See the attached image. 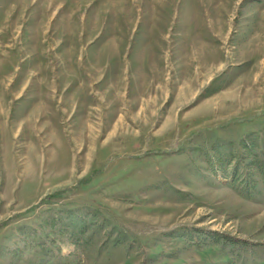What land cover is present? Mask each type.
I'll use <instances>...</instances> for the list:
<instances>
[{"label":"rangeland","instance_id":"obj_1","mask_svg":"<svg viewBox=\"0 0 264 264\" xmlns=\"http://www.w3.org/2000/svg\"><path fill=\"white\" fill-rule=\"evenodd\" d=\"M245 143L264 0H0V264H264ZM77 207L78 247L43 223Z\"/></svg>","mask_w":264,"mask_h":264},{"label":"trees","instance_id":"obj_2","mask_svg":"<svg viewBox=\"0 0 264 264\" xmlns=\"http://www.w3.org/2000/svg\"><path fill=\"white\" fill-rule=\"evenodd\" d=\"M257 147V145H255ZM243 151H245L242 156H239V162L241 161L244 164V169H255L261 176L264 181V147L260 150H255L251 144H243ZM236 156H231L228 160L229 162L233 161ZM243 160V161H242ZM245 161V162H244ZM238 163V162H237ZM240 165L235 164L232 174H234L235 181L238 178ZM249 173V174H248ZM244 176L250 177V172H243ZM253 182L244 183L245 184V196H251V186ZM253 189V188H252ZM102 218L101 222H106L98 210L86 209V207H77L70 208L66 210H59L55 213V216H49L43 220L45 227L49 228V235H68L70 243L80 246L84 240L85 234L89 231V227L96 223V221ZM89 219V221H88ZM200 232V231H198ZM207 237L211 238L214 243H219L222 240L227 241L228 243H237L238 240L230 239L225 236H220L217 232L207 233ZM110 240V237L106 238ZM117 244L115 240L113 242ZM43 247L44 245L41 244ZM45 248V247H44Z\"/></svg>","mask_w":264,"mask_h":264}]
</instances>
